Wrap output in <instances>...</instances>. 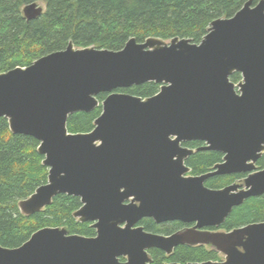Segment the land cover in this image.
<instances>
[{"label":"water","instance_id":"95a60500","mask_svg":"<svg viewBox=\"0 0 264 264\" xmlns=\"http://www.w3.org/2000/svg\"><path fill=\"white\" fill-rule=\"evenodd\" d=\"M37 2L24 18H40ZM239 73L236 84L231 76ZM161 85L143 99L118 90ZM107 94L100 103L98 96ZM102 113L95 128L73 134L76 113ZM0 118L13 135L34 138L48 168L46 184L19 203L33 216L60 195L77 197L74 213L91 223L95 237L43 228L18 248L0 246V264H151L148 251L171 255L179 246L205 245L226 260L264 264V222L230 232L219 228L251 198L264 196V0L247 2L232 18L212 22L200 44L190 39H130L120 51L69 43L26 68L0 73ZM201 141L197 150L181 144ZM200 151L223 154L213 171L198 177L186 160ZM247 175L243 184L212 190L206 180ZM179 221L192 229L170 236L151 234L142 219ZM242 249V251H240ZM177 264V263H171Z\"/></svg>","mask_w":264,"mask_h":264},{"label":"trees","instance_id":"16d2710c","mask_svg":"<svg viewBox=\"0 0 264 264\" xmlns=\"http://www.w3.org/2000/svg\"><path fill=\"white\" fill-rule=\"evenodd\" d=\"M249 1L255 5L261 0H0V73L26 68L46 55L65 50L69 43L78 49L95 47L110 51L122 50L132 38L143 43L149 38L171 41L178 37L200 44L212 22L232 18ZM34 2L45 3V13L28 22L23 9ZM241 80L239 73L231 76L236 84ZM160 89V84L146 83L118 92L146 99ZM106 97L107 94L99 95L100 103ZM101 113L100 105L91 113L71 115L69 132H92ZM38 147L34 138L13 135L8 120L0 118V246L4 248H18L47 227L64 228L70 234L90 238L96 236L91 223H80L73 216L82 207L77 197L57 196L50 206L33 216L26 217L20 212L19 203L48 181L49 170L43 165L44 157L37 152ZM222 157L218 152L200 151L186 163L194 174H206L222 162ZM257 165L258 169H264V155ZM245 177L216 176L207 184L221 189ZM261 222H264V196L251 198L235 208L224 227L233 230ZM144 226L148 231L159 230L153 222ZM161 231L169 233L170 229ZM151 254V264L218 259L214 251L187 246H179L169 258L160 250Z\"/></svg>","mask_w":264,"mask_h":264},{"label":"flooded vegetation","instance_id":"af4514ba","mask_svg":"<svg viewBox=\"0 0 264 264\" xmlns=\"http://www.w3.org/2000/svg\"><path fill=\"white\" fill-rule=\"evenodd\" d=\"M181 146L183 147V148H188V149H194V150H197V149H199V148H201V147H204V146H206V144L204 143V142H201V141H187V142H183L182 144H181ZM192 147H194V148H192ZM222 156H224L223 154H222ZM188 160V159H187ZM186 160V161H187ZM222 161H223V157H222ZM186 165H187V163H186ZM190 168V167H189ZM214 168V167H213ZM191 169V168H190ZM211 171H213V169L211 170ZM209 173V172H208ZM207 174V173H206ZM202 175H205V174H199V175H197V174H194L193 173V171H192V169H191V172L190 173H188L187 175H184V177H186V178H188V177H198V176H202ZM236 175H239V174H236ZM245 175V174H244ZM225 176H231V175H225ZM245 176H247V175H245ZM214 178V177H213ZM246 178V177H245ZM245 178L244 179H240V180H238V181H236V184L238 183V182H241L242 184H243V182H244V180H245ZM209 179H211V178H209ZM208 179V180H209ZM208 180H206V182H205V186L207 187V188H209V189H212V190H219V189H213V188H210L209 186H208V184H207V182H208ZM235 184V183H234ZM227 186H230V185H227ZM227 186H225V187H227ZM225 187H223V188H225ZM223 188H221V189H223ZM238 208V207H237ZM149 222H153L155 225H156V228H157V230L159 231H148V230H146V227L144 226V223H149ZM225 224V223H224ZM224 224L221 226V227H219V228H204V229H202L201 231H206V232H230V231H232V230H227L225 227H224ZM249 225V224H248ZM137 226H142L143 228H144V230L146 231V232H148V233H151V234H158V235H164V236H170V235H173V234H175V233H178V232H185L186 230H188V229H192L195 225L194 224H185V223H182V222H179V221H170V222H165V223H160V224H158V223H156L153 219H151V218H145V219H142L141 221H140V223L137 225ZM245 226H247V225H245ZM242 227H244V226H242ZM166 228H169L170 229V232L169 233H164V232H162L161 231V229H166ZM240 228V227H239ZM236 229V228H235ZM234 230V229H233ZM185 246H187V247H190V248H204L205 250H207V251H210V252H216V254H217V257H218V259L217 260H210L211 262H217V263H221V262H224L225 260H226V256H224L222 253H220L218 250H216L215 248H212V247H209V246H205V245H197V246H188V245H185ZM178 248V247H177ZM176 249V248H175ZM175 249L173 250V252H172V254L171 255H167L165 252H163V251H161L165 256H166V258H169L170 256H172L173 255V253H174V251H175ZM153 250H156V249H151V250H149L148 251V254H149V257H150V259L153 261V259H152V254H151V252L153 251ZM240 251H242V249H240ZM206 262H208V261H206ZM171 263H177V264H188V263H198V262H186V263H180V262H174V261H167V262H165L164 264H171ZM199 263H202V262H199Z\"/></svg>","mask_w":264,"mask_h":264},{"label":"rangeland","instance_id":"374dc122","mask_svg":"<svg viewBox=\"0 0 264 264\" xmlns=\"http://www.w3.org/2000/svg\"><path fill=\"white\" fill-rule=\"evenodd\" d=\"M40 5H41L44 9H46V5H45V3L40 2ZM237 184H242V183H241V182H238Z\"/></svg>","mask_w":264,"mask_h":264}]
</instances>
